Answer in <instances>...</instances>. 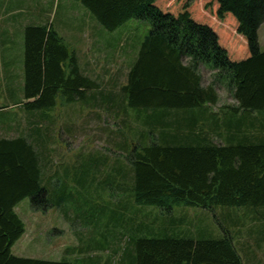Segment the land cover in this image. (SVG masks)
<instances>
[{
	"label": "trees",
	"instance_id": "obj_1",
	"mask_svg": "<svg viewBox=\"0 0 264 264\" xmlns=\"http://www.w3.org/2000/svg\"><path fill=\"white\" fill-rule=\"evenodd\" d=\"M78 1L108 31L132 18L151 25L120 89L125 114L136 110L135 119L143 125L132 142L123 137L124 163L118 170L123 183L120 187L113 179L111 185L112 198L123 194V229L142 205L164 215L178 206L264 208V50L259 42L264 0ZM203 69L211 70L208 84ZM220 86L236 105L216 112L212 106L220 101ZM99 87L81 71L76 51L53 22L25 27V100L18 106L31 128L0 138V264H69L12 253L25 233L14 208L25 197L36 210L63 202L59 171L50 164V111L60 96L64 103L95 106L104 92L88 93ZM7 118L10 112L1 113L0 123L7 124ZM219 123L225 130H218ZM167 221L174 225L160 234L150 224L135 230L123 248V264H244L227 231L205 237L178 229L185 221Z\"/></svg>",
	"mask_w": 264,
	"mask_h": 264
},
{
	"label": "rangeland",
	"instance_id": "obj_2",
	"mask_svg": "<svg viewBox=\"0 0 264 264\" xmlns=\"http://www.w3.org/2000/svg\"><path fill=\"white\" fill-rule=\"evenodd\" d=\"M49 20L76 51L81 71L99 82L98 91L90 90L88 94L100 90L104 96L96 100L95 106L85 105L81 100L64 103L60 96L56 108L50 111L49 132L54 135L49 146L50 164L53 171H59L63 202L36 210L30 197L22 199L16 210L26 229L14 243L12 253L69 264H123V248L135 230L150 224L155 234H160L167 226L174 225L167 221L169 217L176 222L185 221L178 229L190 230L195 235L216 237L227 231L233 236L244 264H264V208L261 207L209 210L178 206L164 215L157 207L142 205L137 206L139 213L133 214L137 218L131 219L132 224L123 229L126 211L123 194L118 192L112 198L116 192L111 185L113 179L120 187L123 183V171L118 172L124 163L123 149L119 147L123 137L126 135L132 142L133 133L143 125L135 119L136 110L134 113L128 109L125 114L120 89L151 25L132 18L116 30L108 31L78 0H0V38L4 34L10 39L4 45L0 42V80L6 55L14 71L18 74L24 71L25 27ZM259 42L264 50V23L259 29ZM202 74L205 84L212 81L210 69H203ZM0 91L2 96L5 89L1 87ZM218 91L220 101L212 106L214 111L236 105L224 87H218ZM4 100L0 99V109L8 105ZM4 109L17 111L16 124L17 117L21 116L15 130L31 128L26 111H20L18 104ZM184 117L185 114L181 116ZM32 121L37 128V115ZM39 125H44L43 121ZM224 128L222 124L218 130L221 132ZM11 134H14L11 128L0 123V136ZM18 134L15 131V136ZM130 200L134 203V199Z\"/></svg>",
	"mask_w": 264,
	"mask_h": 264
},
{
	"label": "crops",
	"instance_id": "obj_3",
	"mask_svg": "<svg viewBox=\"0 0 264 264\" xmlns=\"http://www.w3.org/2000/svg\"><path fill=\"white\" fill-rule=\"evenodd\" d=\"M4 25V24H3ZM3 25H1L3 27ZM6 37V36H5ZM4 34L0 38V42L2 45L6 44L9 42V38H5ZM9 56L6 55V60L3 62L5 69H3V74H2V84H0V88H4L5 92L2 96H0V99L4 100V104L12 105V104H19L24 101V94H23V86H24V71H21V74H18L16 71L13 70L12 66V61L9 60ZM24 68V67H23ZM0 80V81H1ZM22 94V95H21ZM9 106V107H10ZM8 107V108H9ZM11 109H0V115L1 113H7L10 112V118H7V124L1 123L4 126L8 125V127L11 128L12 133L11 136H0L1 137H14L15 136V128H16V123H15V115L10 111Z\"/></svg>",
	"mask_w": 264,
	"mask_h": 264
}]
</instances>
